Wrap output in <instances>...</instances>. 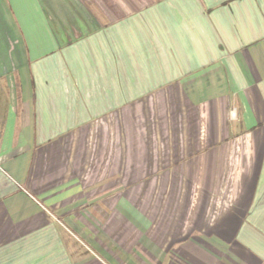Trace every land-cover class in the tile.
Instances as JSON below:
<instances>
[{
  "label": "crops",
  "instance_id": "crops-1",
  "mask_svg": "<svg viewBox=\"0 0 264 264\" xmlns=\"http://www.w3.org/2000/svg\"><path fill=\"white\" fill-rule=\"evenodd\" d=\"M0 264H264V0H0Z\"/></svg>",
  "mask_w": 264,
  "mask_h": 264
},
{
  "label": "built area",
  "instance_id": "built-area-1",
  "mask_svg": "<svg viewBox=\"0 0 264 264\" xmlns=\"http://www.w3.org/2000/svg\"><path fill=\"white\" fill-rule=\"evenodd\" d=\"M235 116H236V112L234 111V112H232L231 117L235 118Z\"/></svg>",
  "mask_w": 264,
  "mask_h": 264
},
{
  "label": "rangeland",
  "instance_id": "rangeland-1",
  "mask_svg": "<svg viewBox=\"0 0 264 264\" xmlns=\"http://www.w3.org/2000/svg\"><path fill=\"white\" fill-rule=\"evenodd\" d=\"M156 183H159V182H154V183H153V184H154V186H155V184H156Z\"/></svg>",
  "mask_w": 264,
  "mask_h": 264
}]
</instances>
